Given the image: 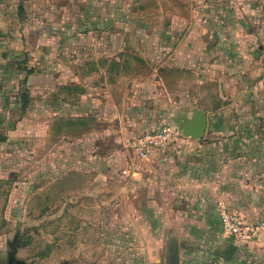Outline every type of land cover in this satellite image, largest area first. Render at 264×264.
Masks as SVG:
<instances>
[{"label":"crops","instance_id":"1","mask_svg":"<svg viewBox=\"0 0 264 264\" xmlns=\"http://www.w3.org/2000/svg\"><path fill=\"white\" fill-rule=\"evenodd\" d=\"M163 128L149 159L124 150ZM0 138L8 171L33 153L69 253L201 264L225 212L261 233L224 264H264V0H0Z\"/></svg>","mask_w":264,"mask_h":264},{"label":"rangeland","instance_id":"2","mask_svg":"<svg viewBox=\"0 0 264 264\" xmlns=\"http://www.w3.org/2000/svg\"><path fill=\"white\" fill-rule=\"evenodd\" d=\"M19 145L15 144L13 147L0 146V263L4 261V253L7 250L6 243L11 242L13 236L18 234L21 243L24 244L27 241V245L16 251V258L26 263L97 264L98 259L95 256L74 255L72 251L69 253L66 236L60 233L59 237H56L57 231L54 228L57 224L52 222L50 216L40 217V204L31 198L34 193L33 187L36 184L35 169L32 164L34 160L33 153L30 154L29 149V154L25 152L24 155L19 156L16 153L17 158L15 161L21 158L20 165L11 166V171H8L9 161H12L13 158L12 152L18 151ZM123 146L124 150H128L125 143ZM21 152L23 153V151ZM8 153L12 155L11 158ZM30 165L32 166L30 167ZM6 181L10 182V185L4 184ZM222 245H214L215 252ZM213 253V250H210L206 260L200 263L207 264L211 260H217L224 264L223 260ZM157 258L158 260L155 261L160 264L163 257L158 256ZM108 261L113 262L114 260L111 258ZM151 263H153V260Z\"/></svg>","mask_w":264,"mask_h":264},{"label":"built area","instance_id":"3","mask_svg":"<svg viewBox=\"0 0 264 264\" xmlns=\"http://www.w3.org/2000/svg\"><path fill=\"white\" fill-rule=\"evenodd\" d=\"M177 136V132L167 128L150 130L138 137L127 140L125 147L138 158L147 160L150 158L147 153L148 149L161 150ZM220 218L224 243L240 244L241 242H257L259 240L261 226L249 224L244 218L225 212H221ZM207 264H222V262L211 260Z\"/></svg>","mask_w":264,"mask_h":264},{"label":"water","instance_id":"4","mask_svg":"<svg viewBox=\"0 0 264 264\" xmlns=\"http://www.w3.org/2000/svg\"><path fill=\"white\" fill-rule=\"evenodd\" d=\"M206 128V119L204 114L201 111H196L191 119L184 127V133L187 134L190 138L197 140L200 139L202 134L204 133ZM18 245L11 244L10 245V253L9 259L7 264H33V263H26L23 260L16 259V251ZM238 251V246L232 242H225L223 243L222 247L215 252V256L220 257L224 262H229L230 259ZM160 264H178V256L177 250H174V258L171 260L170 258H163Z\"/></svg>","mask_w":264,"mask_h":264},{"label":"flooded vegetation","instance_id":"5","mask_svg":"<svg viewBox=\"0 0 264 264\" xmlns=\"http://www.w3.org/2000/svg\"><path fill=\"white\" fill-rule=\"evenodd\" d=\"M14 242H15V244H17L18 246H19V243H20V237L18 236V234H15L14 236H13V239H12V241L11 242H7L6 243V247H7V250H6V252L4 253V255H5V257H4V261L3 262H1L0 264H7L8 263V259H9V253H10V245L11 244H14ZM18 249V248H17ZM15 257H16V255H15ZM17 259V258H16Z\"/></svg>","mask_w":264,"mask_h":264},{"label":"trees","instance_id":"6","mask_svg":"<svg viewBox=\"0 0 264 264\" xmlns=\"http://www.w3.org/2000/svg\"><path fill=\"white\" fill-rule=\"evenodd\" d=\"M21 102L23 103V109L25 108L26 104H28V100L26 99V95L22 96ZM6 142V138H0V145Z\"/></svg>","mask_w":264,"mask_h":264}]
</instances>
